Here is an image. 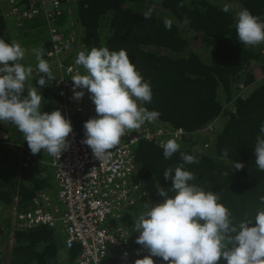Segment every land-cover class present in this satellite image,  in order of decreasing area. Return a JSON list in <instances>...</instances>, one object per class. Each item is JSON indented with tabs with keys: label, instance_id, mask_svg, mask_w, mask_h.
I'll return each mask as SVG.
<instances>
[{
	"label": "trees",
	"instance_id": "trees-1",
	"mask_svg": "<svg viewBox=\"0 0 264 264\" xmlns=\"http://www.w3.org/2000/svg\"><path fill=\"white\" fill-rule=\"evenodd\" d=\"M59 3L63 8L60 28L73 22L70 27L79 34L80 45L90 48L89 51L93 47L126 50L130 61L151 86V103H143L142 107L156 111L159 114L156 121L166 129L182 132L176 139L180 150L170 159L163 156V142L137 144L132 183L138 190L132 195L133 204L121 217L122 227L129 234L130 257L125 263L111 260L108 264H134L136 259L148 255L135 242L139 233L132 226L145 203L162 202L157 187H171V181H166L163 173L184 163L181 152L199 161L184 163V170L195 176L189 183L215 192L219 202L229 209L233 223L254 220L257 211L264 208L259 200L264 195V171L255 164L254 154L256 138L264 123V43L241 44L235 23L236 14L245 8L264 21V0H59ZM19 4L21 8L23 5ZM225 6L229 7L228 12L222 11ZM7 14L6 5L0 1V39L18 42L23 49L32 47L35 58L36 50L42 49V58L50 60L52 43L45 19L37 17L27 22L25 30L15 37L8 31L11 20ZM185 17L190 23H183ZM165 19H172L171 30L165 28ZM24 59L20 61L23 65ZM42 76L46 86L37 83L43 97L42 112L60 110V88L55 78L48 80L45 74ZM85 112L84 117L71 116V124L82 139L84 123L96 116L87 107ZM17 130L15 127L14 145L23 138ZM21 143L30 150L24 138ZM25 159L23 152H12L0 143L1 217L11 207L31 210L39 192L48 187L34 169L22 167ZM236 162L244 167L235 169ZM7 219L6 226L0 220V227L6 229L0 237V264L55 263L61 250L56 229L15 231L13 248L9 254L4 253L3 243L10 230ZM77 254L76 247L70 250V261L66 264H73ZM152 258L155 264H167L162 258ZM218 264L227 262L222 258Z\"/></svg>",
	"mask_w": 264,
	"mask_h": 264
},
{
	"label": "clouds",
	"instance_id": "clouds-1",
	"mask_svg": "<svg viewBox=\"0 0 264 264\" xmlns=\"http://www.w3.org/2000/svg\"><path fill=\"white\" fill-rule=\"evenodd\" d=\"M0 1L6 5L5 0ZM229 10L228 6L222 9L224 12ZM7 18L11 19L9 11ZM172 23V19H165V28L171 30ZM183 23L190 21L185 17ZM235 29L238 41L245 46L264 43V21L246 8L236 14ZM61 31L68 35L63 29ZM72 48L69 60L76 57L77 65L85 70V74L77 73L71 78L74 98L79 100L85 94L76 89H86L96 113L83 125L85 138L82 143L101 161L120 143L126 132L138 130L145 122L155 121L159 114L140 106L151 103L152 90L130 61L126 50L93 47L89 51L90 48L81 50L78 45L77 49ZM24 55L18 42L8 43L0 39V122L14 125L22 133L32 154L43 151L59 158L70 146L71 121L59 109L42 112V95L34 87L26 89L33 68L20 63ZM42 57L43 50H36L39 73L45 74L48 80L54 77L57 81L55 63ZM37 83L45 87L44 76ZM259 133L254 147L255 164L264 171V123ZM161 147L165 159L180 150L176 139L167 140ZM223 154L227 155V150ZM180 157L187 164L199 162L193 155L183 152ZM184 163L164 171L163 177L171 181V187H157L162 202L145 203L144 210L134 220L133 231L139 233L135 242L148 252L134 264H155L152 257L162 258L167 264H218L222 258L227 264H264V208L257 211L254 220L233 223L229 209L219 202L215 192L189 183L195 176L184 170ZM243 167L242 163L236 162L235 169ZM259 200L264 203V195Z\"/></svg>",
	"mask_w": 264,
	"mask_h": 264
},
{
	"label": "built area",
	"instance_id": "built-area-1",
	"mask_svg": "<svg viewBox=\"0 0 264 264\" xmlns=\"http://www.w3.org/2000/svg\"><path fill=\"white\" fill-rule=\"evenodd\" d=\"M19 2L23 5L21 8ZM5 3L11 17L8 31L15 36L25 30L27 22L35 21L37 17L45 19L52 43L48 58L56 65L62 114L71 121L72 114L84 117L86 107L95 113V105L86 89H76L85 93L79 100L73 95L71 78L77 73L85 74V70L77 65L76 57L69 60L74 38L55 29L56 26L59 28L63 15L59 0H5ZM81 48L85 46L81 45ZM72 128L68 137L70 146L59 158L50 155L48 161L57 188L55 200L40 194L31 210L11 209L12 219L16 211V226L11 228H61L66 249H80L75 264H108L111 260L125 263L130 257L131 243L128 232L122 227L121 217L133 204L132 195L138 190L132 183L136 146L141 141L164 143L179 139L182 132L166 129L156 120L145 122L138 130L126 132L120 143L99 161ZM41 164L40 159L27 151L23 168Z\"/></svg>",
	"mask_w": 264,
	"mask_h": 264
},
{
	"label": "crops",
	"instance_id": "crops-1",
	"mask_svg": "<svg viewBox=\"0 0 264 264\" xmlns=\"http://www.w3.org/2000/svg\"><path fill=\"white\" fill-rule=\"evenodd\" d=\"M70 24V22H68V24H65L64 26H62L59 30V32L62 33V29L63 28H66L67 29V32H68V25ZM56 30H58V27L56 26L55 27ZM32 47H29V49H31ZM28 49V48H26ZM25 59H24V66H31L33 68V73H32V76L29 78V80L26 82V86L27 88L29 86L31 87H34L37 89V81L40 79V77L43 75V73H39L38 69H37V60L36 58L33 56V55H25L24 56ZM36 84V85H35ZM37 91L39 92V90L37 89ZM41 110H42V104H41ZM14 129H15V126L12 125L11 123H2L0 122V134L3 136V138L0 140V143L1 144H4V146L8 147V149L12 150V152H17L18 154H21V152L24 153V159L26 158V155H27V151H30V150H27L24 146L22 145V139L19 140V142L17 144L19 145H14V143H16L14 141V136H15V132H14ZM18 131V130H17ZM31 152V151H30ZM34 155V154H33ZM35 157H37L38 159L41 160L42 164L41 165H37L31 169H34L37 176L41 178H44L45 181L47 182V189L45 191H40L38 195L40 194H44V195H48L50 196L53 200H55L56 198V194H57V188H56V185L54 183V174H53V171L50 167H48V161L50 160V155L47 153V152H43L41 151L40 153L38 154H35L34 155ZM21 157V156H20ZM24 162L26 161L23 160ZM23 167V166H22ZM26 169V168H25ZM55 189H56V194H55ZM14 203L16 204L17 201L15 200ZM33 207H34V204H33ZM15 208V207H14ZM16 211H20L18 210L17 208H15ZM15 211V212H16ZM15 212L13 213V219H12V212L9 211V217L11 219V225L10 227L12 226H16V222H15V219H14V214ZM15 231H22V230H18V229H13V230H10L8 232V236L9 237H13V234L15 233ZM23 231H28V230H23ZM55 232H58L59 233V236L61 238L60 240V247H61V250L58 252V257H57V260L55 261L54 264H66V262L70 261L68 259V254L70 252V250H67L66 247H65V236H64V233L63 231L61 230V228H57ZM13 240V239H12ZM14 242V241H13ZM14 244V243H13ZM9 247H10V244H9ZM13 248V247H12ZM11 248V249H12ZM11 249L9 248L8 251H3L4 253L6 252V254L11 251ZM75 249V248H74ZM77 251H78V256L80 254V249L78 247H76ZM76 255V257H78ZM75 257V258H76ZM75 258L73 259V264L75 262Z\"/></svg>",
	"mask_w": 264,
	"mask_h": 264
},
{
	"label": "rangeland",
	"instance_id": "rangeland-1",
	"mask_svg": "<svg viewBox=\"0 0 264 264\" xmlns=\"http://www.w3.org/2000/svg\"><path fill=\"white\" fill-rule=\"evenodd\" d=\"M234 9H236V10H239L238 8H237V6H234ZM70 12V14H71V12H73V10H70L69 11ZM71 23H73V22H70V24ZM75 25V24H74ZM68 34H71V36L74 38V42H75V45H73V47H74V49H77V45H78V47L81 49V50H83L82 48H81V46H80V43H79V41H78V33H76L75 32V30L72 28V27H70V30L68 31ZM15 36V35H14ZM16 37V36H15ZM24 52H25V55H33V53H35V51L34 50H32V48L31 49H29V47H28V49H24ZM264 53V52H263ZM24 55V56H25ZM55 194H56V189H55ZM14 207H11L6 213H5V216L3 215L2 217L0 216V220L2 221V224L4 225V226H6L5 224H6V219L8 218L9 219V222H10V225H11V219H10V217H9V211L11 210V209H13ZM7 219V220H8ZM1 229H0V231H1V235H0V237H3V234H5V232L4 231H6V229H4L2 226L0 227ZM14 229V227L13 228H11L10 227V230H13ZM9 230V231H10ZM10 236V235H9ZM8 235H7V239L6 240H4V245H3V251H8L9 250V248L11 249L12 247H13V240H12V237H9ZM9 244H10V247H9ZM1 249V250H2ZM6 253V252H5Z\"/></svg>",
	"mask_w": 264,
	"mask_h": 264
},
{
	"label": "water",
	"instance_id": "water-1",
	"mask_svg": "<svg viewBox=\"0 0 264 264\" xmlns=\"http://www.w3.org/2000/svg\"><path fill=\"white\" fill-rule=\"evenodd\" d=\"M8 19V18H7ZM3 138V136L0 134V140Z\"/></svg>",
	"mask_w": 264,
	"mask_h": 264
}]
</instances>
